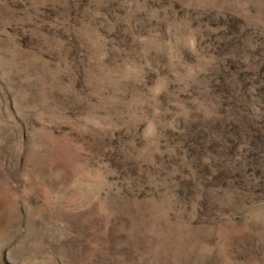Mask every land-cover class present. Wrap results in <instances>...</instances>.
Returning <instances> with one entry per match:
<instances>
[{
  "label": "rangeland",
  "instance_id": "rangeland-1",
  "mask_svg": "<svg viewBox=\"0 0 264 264\" xmlns=\"http://www.w3.org/2000/svg\"><path fill=\"white\" fill-rule=\"evenodd\" d=\"M0 264H264V0H0Z\"/></svg>",
  "mask_w": 264,
  "mask_h": 264
}]
</instances>
